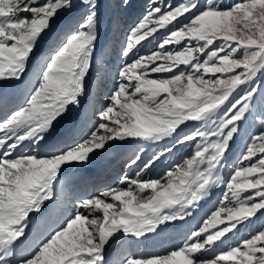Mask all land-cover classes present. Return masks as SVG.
Wrapping results in <instances>:
<instances>
[{"label":"snow or ice","instance_id":"snow-or-ice-1","mask_svg":"<svg viewBox=\"0 0 264 264\" xmlns=\"http://www.w3.org/2000/svg\"><path fill=\"white\" fill-rule=\"evenodd\" d=\"M149 2L110 73L97 56L99 0H0V92L23 96L0 115V264H111L106 254L120 234L146 241L162 225L186 223L221 186L182 243L127 252L118 264H264V223L256 226L264 218V118L222 176L242 126L258 110L264 117V0ZM109 76L108 103L93 105V126L72 139L75 120L61 124L80 117L92 81L99 95ZM130 141L137 151L125 166H136L134 177L68 197L69 168ZM161 141L145 159L146 144ZM182 148L190 150L182 162L145 178ZM242 231L248 237L236 242Z\"/></svg>","mask_w":264,"mask_h":264},{"label":"rangeland","instance_id":"rangeland-1","mask_svg":"<svg viewBox=\"0 0 264 264\" xmlns=\"http://www.w3.org/2000/svg\"><path fill=\"white\" fill-rule=\"evenodd\" d=\"M99 2L101 4L100 5V19H101V44L100 45L101 46L98 45V48L101 47V49H99L97 56L99 57V60L101 62L108 61L109 69L111 73L118 67L119 61L117 60L116 52L120 49V47L122 46V43L124 42L126 31L131 25L137 22L138 19L141 18V16L144 13L150 10L151 4L149 0H131V6L127 10H124V9H118L115 7V5L119 2V0H99ZM172 2H176V0H172ZM201 2H203V0H201ZM224 2L231 3L232 0H224ZM79 15H80V10H77V12L74 13V17L78 18ZM51 44H52V41L45 42V45H44L45 55L49 51ZM257 83L260 84L261 86H264V77H261L260 80L257 81ZM112 87H113V81L111 79V76H109L105 87L99 92V95H97V92H98L97 80L94 79L92 81L91 100L90 102L86 104V106L89 108V112L86 111V109L85 110L83 109L82 115L80 117H76L75 114H73L75 119L73 118L72 120H75L77 127L72 134V139H78L79 137L84 135L85 132L89 128L93 126V123L95 122L96 117L92 115V107L93 105H95L96 107H100L102 105L107 104L108 101H107L106 94L112 89ZM21 93H22L21 89H15V88H8L4 90L3 92H0V97H1L0 100L6 99L5 106L11 103L10 106L8 105L9 106L8 108L2 107V110L0 111V115H3L4 111L10 112L20 105L23 99V96ZM261 118H264V117H262V115L260 114L258 110L257 113L253 114L249 118V122L246 125L242 126L239 136L236 138L235 142L232 144L231 151L228 155V160L226 162V168L223 170L222 176L224 177L228 176L234 164L237 162L238 158L241 156V154L245 150V145L248 142L250 135L259 130ZM187 131H191V129H187ZM164 143L165 141H161L159 144H156V143L146 144L147 151H146L144 158L147 159L154 152H159ZM136 144H137L136 141H130L126 144V146L129 148L127 149V151H125L124 154H121V156L118 158V162L115 163V166H118L117 175L115 176V178H113L112 181H108L104 188L102 187L98 191L106 190L110 187H115L117 185L118 178L124 175H128L129 171L130 173L132 172V174L128 176L134 177L135 172L138 170L136 166H133L132 169L129 170L125 165H126V162L129 161V158L133 156V153L137 151ZM30 151H32V149H30ZM189 151H190L189 149L182 148L180 151H175L171 155L166 156V158L162 159L161 162L156 166V168H154L152 172L145 178L146 179L147 178H158L169 167H174L175 164L182 162V158H186V155L189 153ZM95 156H93L92 159ZM92 159L90 160L91 162H92ZM89 164L90 163L88 162L85 166H88ZM159 166H162V168H164L163 171L159 172V174L154 175L155 171L157 170ZM88 191H89L87 193L88 195L98 193L97 191L94 192L95 189H92L91 183L89 185ZM222 191H223V186L213 189L208 200L206 202H202V207L192 217L186 218V221L192 222V220L197 219L198 220L197 225H198L201 221V218L204 217L205 214L209 213L210 210L216 205L217 201L221 198ZM67 195L69 198L75 197V195L72 194L71 192H67ZM177 223L181 224L180 225L181 227H183L185 224V222H182V221L181 222H171L172 225L177 224ZM261 223H264V218L257 221L256 226L258 227ZM160 227L164 228L165 226L162 225ZM167 227L171 228V226L170 227L167 226ZM192 229H195V228H191L190 230ZM248 235H249L248 231H242L241 234L237 236L236 242H238L242 238H247ZM182 238L180 240V243H182ZM127 252H130L128 246H126V249H125V253ZM116 264L118 263L116 262Z\"/></svg>","mask_w":264,"mask_h":264},{"label":"bare ground","instance_id":"bare-ground-1","mask_svg":"<svg viewBox=\"0 0 264 264\" xmlns=\"http://www.w3.org/2000/svg\"><path fill=\"white\" fill-rule=\"evenodd\" d=\"M99 49H101V47ZM5 104L6 99H1L0 111L2 110V107L8 108L11 103L8 104L9 106H5ZM85 109L89 112V108L87 106ZM71 122L72 119L70 118L69 121L62 123L60 126L61 129L66 128ZM126 144H123L118 148L109 149L101 155H96L92 159V162H89L90 164L88 166L69 168L64 173V179L67 184V192H71L75 195L74 198L70 199H75L77 196L87 194L89 192L90 183L92 184V189H95L94 192H99L98 190L102 187L104 188L108 181H112L118 173V166H115V163L118 162V158L121 154H124L129 148ZM25 151H30V149H25ZM163 169L164 168H162V166H159L154 175L159 174V172L163 171ZM131 174L132 172L130 173L129 171L128 175ZM197 223L198 220L194 219L192 222H186L183 227H181V224L178 223L174 224L175 226H171V228L165 226L163 228L164 230L160 232L158 236H151L146 241H137L135 238L123 237L122 234H120L122 239L113 243L107 251L106 258L111 262V264H116V262L118 263L122 255L125 254L126 246H128L130 252L160 253L164 249L180 244V240L183 235H185L191 228H196Z\"/></svg>","mask_w":264,"mask_h":264}]
</instances>
